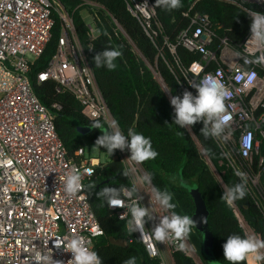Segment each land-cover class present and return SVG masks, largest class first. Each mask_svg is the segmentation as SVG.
Here are the masks:
<instances>
[{
  "label": "built area",
  "instance_id": "2783aa9c",
  "mask_svg": "<svg viewBox=\"0 0 264 264\" xmlns=\"http://www.w3.org/2000/svg\"><path fill=\"white\" fill-rule=\"evenodd\" d=\"M232 1L241 6L264 5V0ZM127 9L145 30L151 27L155 17L153 0H130ZM243 9L247 13L252 11ZM56 18L61 21L57 42L45 68L37 71V81L52 80L57 93H71L86 118L103 119L107 123L112 120L76 36L72 18L62 3L59 0H0V264H37V255L49 257L50 264L57 261L68 264L71 253L66 249L72 237H79L94 250L95 241L102 234L85 186L75 195L64 190L65 178L73 169L80 172L84 185L90 177L87 170L94 172L100 159L86 156L82 147L75 151L77 159L66 157L53 120L34 94L28 77L30 65L43 54L52 36ZM209 25L207 15L194 14L188 26L177 35L178 44L201 52V61L192 62L188 67L195 75L188 84L195 94L191 84H198L208 74L223 82L230 95L224 101L229 120L222 138L247 166L258 153L261 139L264 140V51L252 55L245 51L249 33L238 49L228 45L225 39L214 49H208L212 42ZM87 27L93 31L91 24ZM174 46L170 45L172 52ZM236 51L242 56L236 57ZM211 63L215 67L208 69ZM52 106L60 108L57 103ZM119 155L125 169L132 166L127 160V150H119ZM228 163L242 172L232 157ZM261 163L260 158L258 166ZM134 166L139 175L140 165ZM244 177L251 186H258L261 172L245 171ZM144 186L138 184L137 192ZM139 202L142 204V199ZM128 203L131 201L125 198V204ZM112 208L118 217L125 213L130 218L127 207ZM235 214L242 226L241 221H245ZM145 228L151 231L147 223ZM134 234L140 239L139 233ZM140 240L148 255L159 258L160 264H173L172 254L177 251L192 259L194 256L186 241L174 237L162 245L155 238Z\"/></svg>",
  "mask_w": 264,
  "mask_h": 264
},
{
  "label": "trees",
  "instance_id": "16d2710c",
  "mask_svg": "<svg viewBox=\"0 0 264 264\" xmlns=\"http://www.w3.org/2000/svg\"><path fill=\"white\" fill-rule=\"evenodd\" d=\"M59 1L72 18L76 36L112 119L119 122L125 134L132 128L150 137L153 148L159 153L154 160L139 164L143 172L152 174V185L173 194V202L177 205L175 212L192 216L195 204L185 183L190 180L196 182L206 208V225L211 234L212 252L216 260L228 264L223 257L222 244L229 235H246L235 214V208L242 216L244 209L248 208L249 213L256 218L255 221L248 222V226L259 238H263L264 140L261 139L258 153L253 155L252 162L246 166V162L222 135L205 137L200 132L202 122L190 127L225 186L234 185L241 179L236 175L237 170L228 163L231 157L239 164L242 173L257 170L261 172L258 186H251L244 177L247 195L229 206L222 196L224 187L212 172L187 128L180 129L172 122L173 109L169 99L144 59L155 68L171 95H181L185 90L192 91L188 80L195 75L188 67L192 62L201 61V52L189 50L177 43V35L188 26L190 17L194 14L207 15L212 42L206 48L214 49L221 39H225L228 45L238 49L249 33L250 25V17L243 7L259 11L264 9V5L248 3L241 6L232 0H182L181 7L165 10L159 6L158 0H153L155 17L150 23L151 27L145 30L127 9L130 0H86L91 4H85L83 0ZM79 9H87L91 15L93 31L79 15ZM60 27L61 21L56 18L52 36L43 54L30 65L28 77L34 94L53 120L66 157L77 159L75 151L94 145L108 123L103 119H95L101 122V127L89 128L95 120H90L81 113V106L71 93H57L52 80L37 81L36 73L45 68L47 59L54 51ZM121 29L127 33L144 59ZM170 45H175L173 52ZM105 48H117L122 53L116 60L117 67L114 70L97 68L92 60L97 52ZM213 67L215 63H211L208 69ZM53 103H57L60 108H54ZM79 127H85L86 130L80 131ZM98 151L108 155L102 148H98ZM260 158L262 163L258 166ZM124 170L119 150H115L109 160H100L84 184L90 208L102 229V234L95 241L94 250L102 258L103 264H124L129 257H135L136 264H160V259L150 257L143 242L134 233L127 231L128 218L121 220L117 211L97 195L104 187L131 188V179L122 175ZM179 177H182L183 183L179 181ZM185 240L194 249L201 264H206L201 251V235L195 227ZM172 259L174 264H185L186 260L190 264H196L191 257L180 251L174 252Z\"/></svg>",
  "mask_w": 264,
  "mask_h": 264
},
{
  "label": "clouds",
  "instance_id": "9594fccd",
  "mask_svg": "<svg viewBox=\"0 0 264 264\" xmlns=\"http://www.w3.org/2000/svg\"><path fill=\"white\" fill-rule=\"evenodd\" d=\"M159 6L165 10L177 9L182 6V0H158ZM250 17L249 37L246 41L245 51L255 54L264 51V12L249 11ZM121 51L117 48H105L97 52L92 60L97 68L104 67L114 70L117 67L116 60L121 56ZM236 57H241L242 53L236 51ZM241 79V77H237ZM191 86L192 91L185 90L181 95H171L169 103L173 109V121L180 129L190 128L197 122H202L200 132L205 137L221 136L228 127L229 117L225 114V98L230 95L223 82L212 74L206 75L198 84ZM101 127L99 120L92 121L89 128L98 129ZM97 148L106 150L109 156L115 150L121 152L127 150L130 155L127 160L132 162V166L125 169L122 175L132 179L131 188L104 187L97 195L112 207H127L130 218L127 219V231L130 234L139 233L140 239H151L161 243L176 238L185 240L192 232L193 227H197L198 222L193 216L181 215L174 211L176 204L173 202V194L168 190H161L156 186L151 187V197L162 210L168 212L167 215L160 216L157 222L151 227L149 232L145 224L149 220L156 219L149 212V208L143 206L139 201L141 197L137 192V185L152 184V174L144 172L137 175L135 164H142L146 160H154L159 153L153 148L150 137L132 128L125 134L116 119H112L107 128L99 135L94 143ZM89 176L93 169H88ZM240 177V182L225 186L223 198L229 206L235 204L237 200H242L247 195V186L244 173L236 172ZM81 174L77 169H73L65 178L64 190L69 195H75L83 189ZM125 198L131 203L125 204ZM126 218L125 213L119 217ZM223 257L228 264H264V238H258L255 234L229 235L222 244ZM66 251L71 253L68 264H103V260L97 251L89 248L79 237H72L67 244ZM37 264H50L49 257L37 255ZM57 264L62 262L57 261ZM124 264H136L135 257H129Z\"/></svg>",
  "mask_w": 264,
  "mask_h": 264
},
{
  "label": "rangeland",
  "instance_id": "374dc122",
  "mask_svg": "<svg viewBox=\"0 0 264 264\" xmlns=\"http://www.w3.org/2000/svg\"><path fill=\"white\" fill-rule=\"evenodd\" d=\"M78 13L82 17V19L84 20L85 23H87V24L92 23L91 15L88 12H86V10L79 9ZM79 130L80 131L86 130V128L85 127H79ZM128 154L130 155L129 152H128ZM85 155L98 157L102 162L109 160V156L105 155L103 153H100L98 151V148L95 147L94 145H91L90 147L85 149ZM124 161L127 164V160L125 159V157H124ZM142 173H144V172L142 171V169L140 167L138 174H142ZM179 181H181L182 183L184 182L182 177H179ZM185 184L188 187V189L190 190V193L192 194L191 196L193 197L194 204H195L194 213L192 215L193 219H196L198 222L200 221L198 223L197 227H195V228L198 230V232L201 235V251H202L203 256L205 257L206 264H223V263H220L218 260H216V258L213 255V252H212V238H211V234H210V232H208V230L206 228V224H205L206 210L202 204V201H201L199 194H198V191L196 189V182L190 180L189 182H187ZM144 185H145L144 188L141 187L138 190V193L141 196L143 206L148 207L149 212L151 214H153L154 217L156 218L153 220H149L148 224L150 222L155 224L160 216L167 215L168 212H166L165 210H162L159 207V205L152 202L153 199L150 195L152 184L151 185L144 184ZM241 224H242V227H243L246 235L255 234L252 231V229L248 225H246V223L241 221ZM182 241H186V240H182ZM193 260L195 261L196 264H201V262L198 260V258L195 255L193 256Z\"/></svg>",
  "mask_w": 264,
  "mask_h": 264
},
{
  "label": "water",
  "instance_id": "95a60500",
  "mask_svg": "<svg viewBox=\"0 0 264 264\" xmlns=\"http://www.w3.org/2000/svg\"><path fill=\"white\" fill-rule=\"evenodd\" d=\"M121 31H122V33L127 37V39L132 43V45L136 48V46L134 45V43L132 42V40L129 38V36L127 35V33H126L123 29H121ZM202 37L205 38V35H202ZM136 50L138 51V53H139V54L141 55V57L143 58V56H142V54L140 53V51H139L137 48H136ZM143 59H144V58H143ZM144 61H145V62L147 63V65L150 67V69H151L152 72L154 73L155 78L157 79L158 83L160 84L161 88L163 89V91H164L165 94L167 95L168 99L170 100L171 94H170L169 90L167 89L166 84L164 83L163 79L160 78V77L157 75L155 68H154L149 62H147L145 59H144ZM78 129H79V128H78ZM187 130H188V132L191 134V136L193 137V139L195 140L196 144L198 145V148H199L200 152L202 153V155H203L204 158L206 159V161H207L208 165L210 166L212 172L214 173V175L216 176V178L218 179V181L221 183V185L225 188V185H224V183H223V180H222V178H221L219 172L217 171L216 167H215L214 164L211 162V160L208 158V156H207V154L205 153L203 147L200 145V143H199L198 140L196 139V136L194 135L193 131L191 130V128H187ZM196 189H197V188H196ZM197 191H198V189H197ZM189 192H190V190H189ZM190 194H191V193H190ZM198 194H199V197H200V199H201V201H202V204H203V206H204V203H203L202 197H201V195H200L199 192H198ZM191 195H192V194H191ZM204 208H205V206H204ZM205 210H206V208H205ZM235 212L238 214V216H240V217L245 221L246 224H248V222H250V221L253 222V221L256 220V218H255L253 215H251V214L249 213V210H248L247 207L244 209V216H242L236 208H235ZM260 222L262 223V221H260ZM205 224H206V219H205ZM206 228H207V225H206ZM207 230H208V228H207ZM208 232H209V230H208ZM263 238H264V235H263ZM187 243H188V242H187ZM188 244H189V243H188ZM189 245H190V244H189ZM190 246H191V245H190ZM191 248H192V247H191ZM192 249H193V248H192ZM193 251H194V249H193ZM194 255L198 258L197 254H196L195 252H194ZM192 260H193V259H192ZM198 260H199V258H198ZM193 261H194V260H193ZM199 261H200V260H199ZM150 264H156V263H150ZM185 264H190V261H189V260H186V261H185Z\"/></svg>",
  "mask_w": 264,
  "mask_h": 264
},
{
  "label": "crops",
  "instance_id": "0c3cea01",
  "mask_svg": "<svg viewBox=\"0 0 264 264\" xmlns=\"http://www.w3.org/2000/svg\"><path fill=\"white\" fill-rule=\"evenodd\" d=\"M85 10V9H84ZM87 12V11H86ZM125 166V165H124ZM148 222L149 221H147L146 223H147V225H148V227H153L154 226V223H152V222H150L149 224H148ZM158 243L160 244V245H162L163 243H161L160 241H158ZM161 248V247H160ZM173 264H174V262H173Z\"/></svg>",
  "mask_w": 264,
  "mask_h": 264
}]
</instances>
